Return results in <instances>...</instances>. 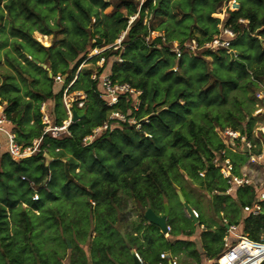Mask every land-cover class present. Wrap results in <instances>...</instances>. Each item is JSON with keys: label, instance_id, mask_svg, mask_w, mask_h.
Wrapping results in <instances>:
<instances>
[{"label": "trees", "instance_id": "16d2710c", "mask_svg": "<svg viewBox=\"0 0 264 264\" xmlns=\"http://www.w3.org/2000/svg\"><path fill=\"white\" fill-rule=\"evenodd\" d=\"M237 1L239 9L228 11L224 20V24L235 32V38L231 41L229 51L226 48L215 51L201 49L192 53L184 49L182 55L177 57L171 50L173 40L183 44L191 38L199 43L211 39L217 31L218 23V19L212 13L219 11L226 0H144L140 6L138 18L131 23L120 45L112 52L113 55L117 54V59L110 64L109 68L113 80L127 82L142 91L138 110L133 109L131 105L133 94H120L117 108L126 115L127 120L119 123L121 126L117 125L110 131L104 130L91 142L84 143L82 138L107 118L110 107L106 105L102 89L97 86L96 81L91 79V73L86 74L79 70L70 90H82L85 93L83 105L88 94L90 95L91 114H78L81 107H78L77 103H71V110L75 111L77 118L69 124V134H62L56 138L44 135L39 151L19 161L12 160L4 148L1 149L0 153L6 155L18 173V180H15L12 190L5 192L4 196L0 195V242L5 252L4 256L9 263L18 261V251H16L18 241L8 235L9 225L23 226L28 230L27 211L36 213L35 210H38L42 214L45 210L51 212L50 202L60 197L64 200L71 199L75 195L76 188L68 190L64 184H60V180H65V169L57 168L55 163L61 159L51 158L48 163L45 159L49 143L58 146L64 143L70 144L73 155L79 161V164H75L71 170L78 168L80 175L87 177L86 184H83L80 189L82 192L87 191L91 201L98 206L104 207L105 203L111 200L125 201L122 197L124 195L122 193H125L134 198L144 209L143 211L149 207L156 214H160L163 212L165 199L176 191V182L182 174L179 172L181 168L178 170L175 166L181 161L184 162L183 167L185 168H182L184 171L196 172V175L198 171H204L202 183L214 190L217 195L228 196L224 193L226 188L224 180L211 163L213 150H218L223 146L217 131L213 132L211 127L207 130L206 126L198 125L192 117H187L194 110L204 112L221 105L228 97L227 90L235 89L239 83H242L244 87H250L254 85V81L264 79V0ZM121 4L130 9L132 14L138 10L139 6L137 0L134 3L131 0H122ZM198 5L201 8L196 18L210 24L213 31L202 28L200 34H196L191 30V24L195 20L187 25L184 24L183 17L195 14ZM144 16L147 17L146 25L143 24ZM154 16L162 19L161 24L165 29L174 26V29L178 31L186 26V32L181 30V33L185 35L176 38L169 36L164 30L156 29L164 34V39L157 37L146 40L149 30H155L151 25ZM2 17L3 12L0 9V19ZM240 19H246L247 24ZM244 35L246 37L243 40ZM22 37L23 34L20 38ZM29 39L33 44H37L34 39L30 37ZM122 45H125L123 50H121ZM104 56L105 51L91 56L90 59L97 61L100 57L105 58ZM82 59L75 65L74 70ZM209 62L216 64L218 70L216 74L215 72L210 74ZM81 76L87 79L86 85L78 84ZM71 79L72 76H68V80ZM160 93L162 98L157 99ZM48 95L50 98L54 96L52 92ZM0 100L6 103L5 112L14 124L15 130L19 131L23 125L22 104L16 96H11L8 92L4 97H0ZM54 108L57 112L56 104ZM132 116L138 119L147 116L148 121L141 122V127L136 128L129 121ZM31 119L27 117L25 121L28 122ZM56 119L59 120V117ZM81 119L86 121L77 122ZM214 120L217 119L214 118ZM246 125L245 123L244 127L239 130L245 132L247 137H251ZM184 126H187L186 133L182 131ZM123 128L125 130H122ZM209 132L214 136V140H218L213 147L209 146L212 142H210L212 137L207 135ZM115 134L118 136L113 137ZM58 146H56L57 149ZM97 147L101 148L100 153L93 152ZM34 158L44 159L36 166L40 169V173L32 177L30 173L28 176L19 174L26 171L25 165L28 160ZM67 168V172H70L69 167ZM221 183L224 187L220 185ZM65 184L69 187V183ZM179 189L183 200L188 201L186 192L181 187ZM34 190L38 192L37 200L32 199ZM231 196L240 212H242V205L250 202L253 197L247 189L239 190ZM22 204H26L28 209L21 208ZM221 204L222 200L217 202V205L221 206ZM218 211L222 212L223 209L219 208ZM8 213L11 220L8 219ZM223 217L226 218V215L223 214ZM188 218L193 225L187 223ZM140 220L145 222L147 230L150 229L154 234V237L148 238L144 244L138 243L137 249L142 255L140 257L142 264L158 261L167 264V260L159 258V254L164 252L161 250L176 245H186L189 248L187 254L197 256L200 263L205 258L211 264H216L222 253V236L225 227L220 224L219 228L208 232V226L204 223L200 212L196 219L198 225L203 223V227L198 229L200 230L198 240L200 252L195 245L197 224L195 225L188 215L182 217L183 228L178 231H171L169 224L171 220L167 221L170 227L168 234L171 236L180 234L181 236L175 237L173 242H164V244L160 243L164 241V234L159 226L150 223L145 218L144 212ZM229 221L238 222L230 219ZM102 230L104 232L96 243L101 247V252L105 256L104 254L112 248V236L107 228ZM243 230L249 234L250 238L259 239L260 235L264 234V210L255 217L245 218ZM130 240L127 246L132 245ZM130 259L132 264H136V259L132 254H130Z\"/></svg>", "mask_w": 264, "mask_h": 264}, {"label": "rangeland", "instance_id": "374dc122", "mask_svg": "<svg viewBox=\"0 0 264 264\" xmlns=\"http://www.w3.org/2000/svg\"><path fill=\"white\" fill-rule=\"evenodd\" d=\"M121 1L0 0V9L3 12V17L0 19V97H4L8 92L9 95L16 96L23 106V125L18 131L20 140L29 141L39 136L42 127L37 121L39 120L38 113L41 102H46L50 117L56 113L52 112L54 105L56 104V109H59L63 104L60 91H56V84L48 75L49 71L60 72L67 78L79 70L86 74L97 71L109 72L110 64L117 59V54L113 55L112 52L117 49L128 31L127 20L132 14L130 9L121 4ZM131 1L134 3L136 0ZM200 8L201 6L198 5L195 14L184 16V24L187 25L195 20L191 24V30L196 34H200L202 28L213 31L210 24L196 18ZM216 16L219 17V15ZM161 22V18L154 16L151 25L155 30H164L169 36L180 38L185 35L181 33V30L187 31L186 26L178 31L174 29V26L165 29ZM21 34H23L22 38H20ZM29 37L34 39L37 44H33ZM245 37L244 35L242 39L244 40ZM48 47L49 50H47ZM93 47H97L100 51L93 53ZM124 48L125 45H122L121 50ZM104 51V67L103 64L102 66L98 65L99 59L97 61L90 59L91 56ZM81 58L83 59L74 70ZM80 67L81 69H79ZM208 68L210 74L213 72L216 74L218 71L214 62H209ZM78 84L86 85L87 79L83 76L79 77ZM260 89H264L263 78L254 81V85L250 87H244L242 83H239L235 89L227 90L228 97L221 105L204 112L194 110L187 118L192 117L195 123L206 126L207 130L211 127L213 132H216L217 128L226 126L241 129L246 123L251 137L256 141V134L259 131L257 127L264 124V114L256 113L259 100L255 96V92ZM49 92H52L54 96L50 98ZM160 95L161 93L157 99L162 98ZM89 97L88 94L78 114H91L92 105ZM70 101L72 104L77 102ZM0 103L5 107L6 103L3 100H0ZM27 117H31L33 123L26 122ZM146 117L142 116L141 118ZM214 118L217 120L215 121ZM84 121L86 120L81 119L77 122ZM186 127H182V131L185 133L187 132ZM211 134L207 133L212 137L209 146L213 147L218 140H214V136ZM116 136L118 135L115 134L113 137ZM260 138L261 141L257 140L258 143L261 142L264 145V139ZM1 140L3 141V138ZM56 146L58 145L49 143L45 159L47 163L51 158L61 159L55 163L57 168L65 169V180H60V184H64L68 190L76 188L75 195L71 199L64 200L60 197V199L50 202L51 212L45 210L43 214L41 211L33 212V214L30 210L27 211L29 215L28 230L23 226L9 225L8 235L18 241L16 247V251L19 252H17L18 261L9 263L4 256L5 252L0 242V264H132L130 259L132 251L142 257L137 249L138 243L144 244L148 238L154 237L153 232L150 229L147 230V224L140 220L141 214L145 212L144 209L134 198L125 193H122L125 201L111 200L105 203L104 207L96 205L91 201L88 192H82L80 189L83 184H86L87 177L80 175L78 168L71 170L75 164H79V161L73 155L70 144H61L58 149ZM94 151L100 153L101 148H94ZM232 158L236 168L245 162V156L239 153L232 154ZM43 161V158L29 159L25 165L26 171L19 174L28 176L30 173L31 177L38 175L40 169H37L36 166ZM183 164L182 161L176 163L175 168L178 170L181 168L179 172L182 175L178 173L179 180L176 182L175 193H171L164 201L168 205L166 220H171L169 223L171 231L183 228L182 217L188 215L187 211L190 208L200 212L204 223L208 226V232L219 228L223 214L226 215L227 220L238 221V226H241L243 230L244 219L248 216L240 212L232 196L217 195L214 190L202 183L203 176L198 173L197 176L196 172L184 171ZM52 166L54 164L51 165V170ZM67 167L70 172H67ZM19 178L21 179V177ZM15 180H18V173L14 169V164L5 154L0 153L1 196L12 190ZM66 182L69 183V187L65 184ZM220 185L224 187V184ZM179 187L186 192L188 201L178 199ZM79 191L81 193H78ZM220 200H222L221 206L217 205ZM20 207L28 209L26 204H22ZM219 208L223 211H218ZM8 216V219L11 220L9 213ZM187 223L192 224L193 222L189 219ZM194 224L197 223L194 222ZM103 228H107L112 236V248L104 254L105 256L101 252V247L96 243L104 232ZM198 229L200 227L197 224L195 245L200 252L199 236H197L200 230L198 231ZM163 234L164 241L160 242L162 244L173 242L175 237L181 236L180 234L178 236ZM66 240L69 241V246H67ZM129 240L132 245L127 246ZM188 249L186 245H176L161 251L176 256L179 264H200L197 256L187 254ZM133 257L137 259L135 255ZM164 263L158 261L150 264ZM203 264L211 263L207 260L205 262L203 259ZM216 264L218 263L216 262Z\"/></svg>", "mask_w": 264, "mask_h": 264}, {"label": "built area", "instance_id": "2783aa9c", "mask_svg": "<svg viewBox=\"0 0 264 264\" xmlns=\"http://www.w3.org/2000/svg\"><path fill=\"white\" fill-rule=\"evenodd\" d=\"M139 3L138 10L129 15L127 25L130 27L131 23L138 18V12L140 6L144 0H137ZM239 9V3L237 0H226L221 9L217 12H213L212 15L218 19L217 31L212 35L211 39L199 43L194 38L184 41L180 44L177 40H173L171 50L175 53V56L182 55L183 50H189L192 53H196L200 49L218 50L220 48H226L229 51L231 41L235 38V32L224 24L225 17L228 11H234ZM216 15H219L216 16ZM240 21L247 24L246 19H240ZM147 17L144 16L143 24L146 25ZM124 35V33H123ZM161 37L164 39V34L156 30H149L146 39H154ZM120 40V39H119ZM118 40V41H119ZM93 53H98L97 47H93ZM120 60V59H119ZM98 65L102 66L104 58L100 57ZM49 76L55 82L62 83L61 98L62 105L66 112V117L61 120L60 123H53L50 120L48 114V108L46 102H41L39 106L37 123H40L42 129L39 136L32 138L29 141L20 140L18 131L14 130L12 121L5 112V107L0 103V150L4 148L6 153L14 161H19L23 158L31 156L39 151L41 139L44 135H50L51 137H58L62 134H69V124L72 120L71 101H77V106L82 107L85 98V93L82 90H70V86L73 83L75 76L68 80L60 72L49 71ZM91 79L96 81L97 86L102 89V95L106 98V105L110 107L107 118L98 126L91 129V132L82 138L84 143L91 142L98 134L104 130L112 129L119 123L127 120L126 115L117 108L120 102V94H133V101L131 102L132 108L138 110L140 104L141 90L132 87L127 82H118L111 78L110 73L93 72ZM255 96L258 98L260 106H258L256 112L264 111V89L257 90ZM129 121L135 125L136 128H140L141 122H147L146 118H136L132 116ZM33 123V120H30ZM139 127H138V126ZM258 133L256 134V141L252 137H247L245 132L232 127H220L217 128V134L222 142L223 146L218 150H213L211 163L217 168L219 175L222 177L226 184L224 193L228 195L235 194L237 191L247 189L252 194L250 202L245 203L241 207L242 213L246 216L255 217L262 213L264 203V148L262 143H258L262 137L264 139V124L257 127ZM259 134V135H258ZM261 141V140H260ZM239 153L245 156V162L236 168L235 161L232 158V154ZM200 176L204 175V171L197 172ZM32 183V182H31ZM33 200L38 199V192L34 190ZM38 213V210H35ZM189 215L195 221L198 217V212L194 208H190ZM221 225L225 227L224 234L222 236L223 250L217 259L218 264H264V234L259 239L250 238L249 234L242 230L241 226L237 223L230 222L225 217L221 219ZM199 227H203V223L199 224ZM170 227L167 225L168 235ZM161 259H166L167 264H179L176 260V256L171 255L168 252H161ZM138 260L140 257L135 253Z\"/></svg>", "mask_w": 264, "mask_h": 264}, {"label": "water", "instance_id": "95a60500", "mask_svg": "<svg viewBox=\"0 0 264 264\" xmlns=\"http://www.w3.org/2000/svg\"><path fill=\"white\" fill-rule=\"evenodd\" d=\"M77 118V114L72 112V120L74 121ZM180 201H183V196L181 192L177 191ZM164 212L162 214H156L151 208H147L144 212L145 218L157 226H159L162 233L167 232V214H168V205L164 203ZM67 246H69V241L66 240ZM131 254L135 255L132 251ZM136 264H142L140 260L136 259Z\"/></svg>", "mask_w": 264, "mask_h": 264}, {"label": "crops", "instance_id": "0c3cea01", "mask_svg": "<svg viewBox=\"0 0 264 264\" xmlns=\"http://www.w3.org/2000/svg\"><path fill=\"white\" fill-rule=\"evenodd\" d=\"M76 70V69H75ZM78 72V71H77ZM50 74V72L48 73V75ZM77 74V73H76ZM73 77L75 76V74H73L72 75ZM67 77V76H66ZM72 77V78H73ZM51 79H52V77H50ZM68 79V78H67ZM53 80V79H52ZM53 82H54V84H56V91H61V89H62V83H59V82H55L54 80H53ZM54 92H55V90H54ZM4 105V104H3ZM258 106H260V103H259V105ZM258 108V107H257ZM257 110V109H256ZM55 111V108L53 107L52 108V112H54ZM56 112V111H55ZM75 112V111H74ZM256 113H260V114H264V111L262 112H256ZM50 116V115H49ZM60 116V117H59ZM57 117H59V120H57L56 118ZM66 116H65V112H64V107L61 105V108H59V109H57V112L55 113V114H52L51 115V117H50V120H51V122H53V123H60L61 122V120L63 119V118H65ZM10 127H13V129L15 130L16 128H14V124H12V126H10ZM187 213H188V215H189V211H187ZM189 217H190V215H189ZM193 219V218H192ZM193 221L194 222H196L194 219H193ZM197 236H199V232H198V235ZM204 260H205V262H206V260L207 259H205L204 258ZM208 261V260H207ZM200 264H203V261H201V263Z\"/></svg>", "mask_w": 264, "mask_h": 264}]
</instances>
